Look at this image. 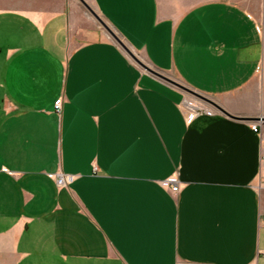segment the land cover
Here are the masks:
<instances>
[{
	"label": "crops",
	"instance_id": "obj_1",
	"mask_svg": "<svg viewBox=\"0 0 264 264\" xmlns=\"http://www.w3.org/2000/svg\"><path fill=\"white\" fill-rule=\"evenodd\" d=\"M258 121L264 0H0V264H264Z\"/></svg>",
	"mask_w": 264,
	"mask_h": 264
},
{
	"label": "built area",
	"instance_id": "obj_2",
	"mask_svg": "<svg viewBox=\"0 0 264 264\" xmlns=\"http://www.w3.org/2000/svg\"><path fill=\"white\" fill-rule=\"evenodd\" d=\"M186 105H187L188 109L190 110V116H193L197 111L205 109L203 105H200L194 101L188 100L186 102ZM56 106L58 109H60L61 102H58ZM205 111L209 115L213 114V110L205 109ZM252 128L254 129V131L264 135V129H263V122L262 121H260V122L258 121L256 123H254L252 125ZM55 179H56V182L59 186H64V185L70 183L74 179V176L61 173V174L55 175ZM163 185L170 188L172 191H175V192L179 191V183H178L176 178L172 177V178L164 180ZM260 185H264V173L260 176Z\"/></svg>",
	"mask_w": 264,
	"mask_h": 264
},
{
	"label": "water",
	"instance_id": "obj_3",
	"mask_svg": "<svg viewBox=\"0 0 264 264\" xmlns=\"http://www.w3.org/2000/svg\"><path fill=\"white\" fill-rule=\"evenodd\" d=\"M83 1V0H82ZM114 37L117 39V41L120 43V45L130 54V56L139 64L141 65L143 68H145L147 71L149 72H152L158 76H161L163 78H166L164 77L163 75L157 73L156 71L152 70L151 68H149L148 66H146L124 43L123 41L116 35H114ZM201 96V95H200ZM202 98H204L203 96H201ZM214 106L218 109H220L221 111L225 112L226 114L229 115V113H227L220 105L214 103Z\"/></svg>",
	"mask_w": 264,
	"mask_h": 264
},
{
	"label": "rangeland",
	"instance_id": "obj_4",
	"mask_svg": "<svg viewBox=\"0 0 264 264\" xmlns=\"http://www.w3.org/2000/svg\"><path fill=\"white\" fill-rule=\"evenodd\" d=\"M89 12V11H88ZM89 14L91 15V13L89 12ZM92 16H94L93 14H92ZM95 18V17H94ZM98 22H99V24L101 25V27L103 28V30H104V32H105V35L108 37V38H110V39H112V40H114L117 44H119L120 45V43L117 41V39L114 37V35H116V36H118L122 41H123V43L128 47V48H130L129 47V45L115 32V31H113L112 29H110L111 27H109V26H107V25H105L103 22H101V21H99L98 20ZM121 46V45H120ZM122 47V46H121ZM122 49L128 54V56L132 59V60H134L131 56H130V54L122 47ZM134 54H135V52L134 51H132ZM136 55V54H135ZM137 56V55H136ZM135 61V60H134ZM136 62V61H135ZM193 98H196L197 100H202L203 98L201 97V96H199V98H197V97H193ZM196 101V100H195ZM196 102H198V101H196ZM200 103V102H199Z\"/></svg>",
	"mask_w": 264,
	"mask_h": 264
}]
</instances>
